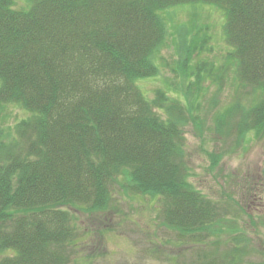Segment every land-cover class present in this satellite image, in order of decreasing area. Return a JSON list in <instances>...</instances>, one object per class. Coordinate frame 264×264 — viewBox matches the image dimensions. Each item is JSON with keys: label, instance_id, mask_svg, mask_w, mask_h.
Instances as JSON below:
<instances>
[{"label": "trees", "instance_id": "trees-1", "mask_svg": "<svg viewBox=\"0 0 264 264\" xmlns=\"http://www.w3.org/2000/svg\"><path fill=\"white\" fill-rule=\"evenodd\" d=\"M24 1L15 9L14 0H0V104L30 114L0 142V264H69L78 233L64 207L107 210L119 176L134 193L162 197L164 222L183 239L217 231L223 217L179 159L199 69L181 96L157 89L149 99L138 82L159 74L161 11L217 7L250 95L216 115V134L264 137V0ZM239 251L219 262L194 255L189 264H235Z\"/></svg>", "mask_w": 264, "mask_h": 264}, {"label": "rangeland", "instance_id": "rangeland-1", "mask_svg": "<svg viewBox=\"0 0 264 264\" xmlns=\"http://www.w3.org/2000/svg\"><path fill=\"white\" fill-rule=\"evenodd\" d=\"M25 7L24 0H14L13 8ZM160 15L167 35L154 56L159 74L140 80L138 87L149 99L157 89L181 96L199 69L201 90L184 128L179 159L189 184L215 203L223 217L220 227L198 242L183 239L166 226L162 197L134 193L127 176H119L107 210L64 207L78 233L69 264H189L195 256L219 262L235 246L241 249L235 264H264V137L249 134L234 141L215 131L216 115L250 95L236 78L223 12L199 4L171 7ZM185 55L188 73L182 71ZM29 115L15 103L0 104V142L6 143V134H14L15 124Z\"/></svg>", "mask_w": 264, "mask_h": 264}]
</instances>
